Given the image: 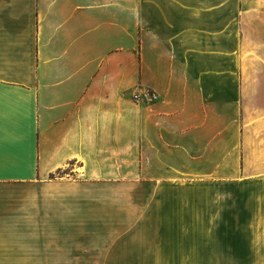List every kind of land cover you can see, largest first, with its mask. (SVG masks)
I'll return each instance as SVG.
<instances>
[{"label":"crops","instance_id":"0c3cea01","mask_svg":"<svg viewBox=\"0 0 264 264\" xmlns=\"http://www.w3.org/2000/svg\"><path fill=\"white\" fill-rule=\"evenodd\" d=\"M233 179L264 182V0H0V264H104L131 189Z\"/></svg>","mask_w":264,"mask_h":264},{"label":"rangeland","instance_id":"374dc122","mask_svg":"<svg viewBox=\"0 0 264 264\" xmlns=\"http://www.w3.org/2000/svg\"><path fill=\"white\" fill-rule=\"evenodd\" d=\"M131 190L104 264H264L263 181Z\"/></svg>","mask_w":264,"mask_h":264},{"label":"built area","instance_id":"2783aa9c","mask_svg":"<svg viewBox=\"0 0 264 264\" xmlns=\"http://www.w3.org/2000/svg\"><path fill=\"white\" fill-rule=\"evenodd\" d=\"M150 96H151L152 98H155V97H156L154 93H152ZM136 97L138 98V97H139V95H138V94H136Z\"/></svg>","mask_w":264,"mask_h":264}]
</instances>
